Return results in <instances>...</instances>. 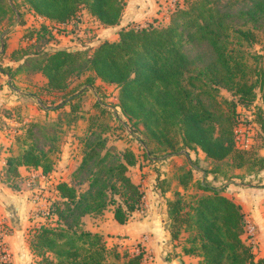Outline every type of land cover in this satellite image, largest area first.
I'll return each instance as SVG.
<instances>
[{
    "label": "trees",
    "instance_id": "obj_1",
    "mask_svg": "<svg viewBox=\"0 0 264 264\" xmlns=\"http://www.w3.org/2000/svg\"><path fill=\"white\" fill-rule=\"evenodd\" d=\"M21 1L53 27L42 23L18 56L13 54L16 60L24 59L14 71L41 72L47 79L45 91L65 95L62 103L77 98L69 87L73 75L92 73L86 78L90 88L97 79L115 86L131 134L142 135L137 139L144 158L200 150L215 163L231 161L238 168L249 159L243 156L249 150L236 145L237 108L256 106L258 92L264 91V52L251 50L264 34V0H188L170 13L166 24L122 28L116 41L104 40L93 48L35 51L31 47L40 45L42 30L45 43L54 40L52 29L76 19L83 8L103 26L118 25L126 0ZM5 12L0 2V14ZM0 71L14 77L10 67ZM221 90L232 99L219 98ZM100 103H95L97 108ZM71 107L74 111V104ZM42 131L41 125L31 122L24 135L16 136L21 147L6 158L3 169L11 187L17 186L20 166L40 168L45 175L53 172L56 138ZM38 133L50 140L47 148L39 146ZM107 143L104 133L88 131L70 182L54 186L59 199L48 208L54 224L41 225L30 241L42 264H141L143 251L110 253L101 235L82 229L85 215H101L109 206L120 224L141 209L144 193L127 174L137 163L136 154L131 149L112 151ZM260 159L264 161V156ZM211 171L215 174L217 169ZM178 180L187 189L191 171L182 172ZM199 188L205 194L188 203L178 191L167 202L172 238L182 230L189 232L184 251L198 254L199 264H264L263 258L255 260L251 245L242 238L247 218L241 206L207 184L199 183Z\"/></svg>",
    "mask_w": 264,
    "mask_h": 264
},
{
    "label": "crops",
    "instance_id": "obj_2",
    "mask_svg": "<svg viewBox=\"0 0 264 264\" xmlns=\"http://www.w3.org/2000/svg\"><path fill=\"white\" fill-rule=\"evenodd\" d=\"M170 13V6H168L166 0H126L121 20H119L120 23L107 27L101 25L87 9L83 8L76 19L53 28L54 40L47 41L45 48L43 46L41 49L49 50L50 47H54V49L95 47L101 41H89L84 47L82 44H79L77 38L83 36V31H80L77 35L73 34L74 36H63L57 33V28L64 25L76 29L87 27L86 22H81L86 17H90L94 22L95 30H93L92 35L101 31L102 34L106 35L104 40L116 41L120 29L134 26L144 27L149 23L166 24L169 20ZM36 17L39 18L41 23L48 25L49 28L53 27L50 21L39 16ZM20 25H25V23ZM20 31L17 27H13L4 36L5 50H3V54H0V57L7 58L5 66H9L14 70L23 64L24 59L16 60L13 56L20 48L26 46L28 43L26 42V44L21 45L20 39L23 34ZM66 38H74L75 42H70L69 46L67 45L65 47L66 42L62 39ZM55 39L62 40V43L57 44V40ZM15 72L14 77L19 78V85L23 86V88L11 85L14 77L11 79L8 74L5 77L9 78L10 82L8 85L10 87L5 84V81H3V85L0 87V228H6L8 230V234L4 237V243L9 253H12L11 264H35L33 263L35 257L38 264H42L41 257L36 256L30 248V241L41 225H51H46L44 222H41L34 226L35 222L31 219L33 218V212L39 210L42 211V214H47L51 201L59 199L56 188L54 187L58 182L54 181L56 172L53 170V172L42 177L43 174L40 168L20 166L18 168L19 178L16 180L17 186L11 187L9 182H6L4 179L3 169L6 158L10 155V150L18 134L15 126L21 125L20 121H15L12 118L8 110L16 106L24 110V104L30 102L33 97L37 98V102L41 104L40 94L46 92L44 86L47 79L41 72H29L25 68ZM38 78L39 80L37 81ZM101 83L104 84L103 82ZM34 84L39 86L37 90L38 95L32 94L28 97L24 90L29 88L31 91V86ZM33 89L36 91L37 87L34 86ZM90 89L96 91L95 84L94 88L92 87ZM28 105L30 106V103ZM30 110H33L32 106H30ZM26 122L34 121L26 118L23 123L25 124ZM3 123H6V126L1 125ZM73 147V145H66L62 149L61 159L58 161V164L64 170H66V167L70 163L68 158ZM125 147L129 148L128 145ZM120 150L123 151L124 149L121 147ZM131 150L136 154L138 160L135 165L128 168L127 174L133 183L140 186V189L144 193L141 209L132 212L128 221L120 224L114 218V207L109 206L101 215H85L82 218V229L92 234L101 235L108 250H116L120 254L127 252L130 255L143 251L141 264H199L201 257L198 254H187L184 251V248L189 246L186 239L189 236V232L182 230L177 238H172L169 231L167 202L173 199V195L177 191L183 195L184 193H188L189 188L196 181L193 173L197 171L204 174L207 168H203L200 162L197 163L196 158L192 157L193 154L190 150H183L171 156H158L157 158L152 157L149 159L144 158V156L140 157V159L134 147H131ZM197 152V157L200 160L207 159L200 150H197ZM80 158H82V155ZM80 158L75 163L76 166L71 173L79 165ZM208 160L211 161L210 159ZM185 170L191 171L192 173V181L187 189H184L178 180L179 175ZM175 175L176 181L173 183L171 178H174ZM33 177H37L38 182L34 181L32 179ZM65 180L70 182L71 177ZM45 181L48 182L46 183V189H50L51 195H53L50 198H47V195H45V193L47 194L46 190L42 195L41 193L43 191L37 187V184L40 183V187L43 188ZM207 185L213 187V184ZM232 191V189L227 190V192ZM45 196L47 199H43ZM234 201L237 203L236 200ZM257 204H259L257 210L249 215V217L246 216V218L258 226V238H260L261 228L264 229V196L261 201L257 200ZM51 218L54 220L53 217ZM31 233L32 237L30 236Z\"/></svg>",
    "mask_w": 264,
    "mask_h": 264
},
{
    "label": "rangeland",
    "instance_id": "obj_3",
    "mask_svg": "<svg viewBox=\"0 0 264 264\" xmlns=\"http://www.w3.org/2000/svg\"><path fill=\"white\" fill-rule=\"evenodd\" d=\"M0 2L4 4L6 10L5 14H0V35L12 26L17 27L19 31L21 30V34H23L20 39L21 45L26 44V42H28V38H31V35L35 36L38 32L37 29L42 24L41 21L28 9L25 4H23L21 0H0ZM21 22L25 23V25H20ZM81 22H86L87 27H81L82 29L77 28V31L76 28L64 25L57 28V33L63 36H69L73 34L77 35L80 31H83V36L77 38L79 44H82L83 47L86 46V43L89 41L97 42L98 40L102 41L106 38V35L102 34L101 31L92 35L93 30H95V25L90 17L84 18ZM41 32L43 34H41L40 45H32V51L39 50L43 46L45 48L44 38L46 31L42 30ZM99 34L101 35L96 37ZM24 35L26 37H24ZM55 40H57V44L62 43V40H64V42H66L64 45L65 47L67 45L69 46L70 42H75L74 38ZM4 41L5 39L3 38V42ZM51 49H54V47H50L49 50ZM251 50L254 53L264 52V34H259V40L252 45ZM3 53L4 52L0 54ZM6 59L7 58L0 57V66L7 69L9 66H5ZM12 70L15 75L16 72L14 69ZM91 75L92 73L86 72L78 77H75V75L71 76L69 86L70 91L71 93L76 92V94H78H75L77 98L75 97L76 99H74L71 103H68V101L66 103H62L65 95H54L45 92L40 94L41 104L37 102V98L33 97L30 102L24 104V110L17 106L8 110L15 121L21 122V125L15 126L18 133L17 135H24L27 128L31 127V122H26L25 124L23 123L24 119L27 118L28 120L41 125L43 129L42 132H46V134L56 138L54 140V144L57 149L51 155V158L54 160V171L56 172L54 181H64L65 179L68 180L71 177L70 173L76 166L75 163L79 161V158L82 155V139L90 130L100 132L102 134L104 133L108 141L107 148L112 151L119 152L121 151V147L124 150L134 147L139 158L144 156V148L137 139L142 135L140 132L131 134V123L121 113L118 107L116 87L113 85L102 84L99 80H96V91H94L90 89V85L86 83V78ZM5 76L6 74L4 72H0V87L3 85V81H5L6 85L10 82L9 78H6ZM38 80L39 78L37 81ZM19 84V78L14 77L11 81V85L23 88V86H20ZM8 86L10 87V85ZM34 86L37 87L36 91L33 89ZM38 87L39 86L34 84L31 86V91L29 88H26L24 92L28 97L32 94L38 95ZM221 97L229 100L232 99L231 94L225 90H221L219 98ZM98 101L101 102L100 108H97L95 104ZM29 103L30 106L33 107V110H30V106L28 105ZM72 104L75 106L74 111L71 110ZM255 104L256 106H252L248 110H245L240 106L237 108L240 120L236 127L237 143L241 144L240 141L243 135L248 136L249 140V152L244 153L243 155L249 159H247L246 163L241 168L235 167L232 163H230L231 161L222 163H215L213 161H209L208 159H204L202 161L197 157V151L193 152L190 150L193 154L192 157L196 158L197 163L200 162L202 167L207 168V171L210 173L203 174L197 171L193 173L196 181L189 188V192L184 193L186 203H188L195 196L205 194V192L199 188V183L204 182V184H213V187L220 191L223 195L236 200L237 204L241 206V211L244 212L245 216L249 217V215L257 210V207H259L257 200L261 201L264 196V161L260 159L264 156V125H262L264 120V91L258 92ZM57 106L61 107L55 109ZM1 125L6 126V123ZM38 136H41V134L38 133ZM49 143L50 140H46L43 135L38 141L39 146L45 148H47ZM66 145H73L74 147L68 158L70 163L68 164V167H66V170H64L62 169L63 167L58 164V161L61 159L62 149L65 148ZM126 145H128L129 148H126ZM20 147L21 145L15 141L12 149L10 150V155L17 154ZM208 168L211 169L208 170ZM214 168L217 169L215 174L211 171ZM32 179L38 182L37 177H33ZM171 180H173L174 183L176 181V175L174 178L172 177ZM46 183L48 182L45 181V186H43V188L40 187V183L37 184V187L43 191V193H41L42 195L46 190L47 194L45 193V195H47V198H50L53 195H51L50 189H46ZM229 189H232L233 191L227 192ZM47 198L46 196L43 197V199ZM174 198L175 195H173V199ZM31 220L35 222L34 226L41 222H44L46 225H52L54 223V220L51 217L47 214H42V211L40 210L33 212V218ZM260 235L261 240L259 238L260 242L256 256L264 259L263 228H261ZM30 236L32 237V233ZM31 237H29V239H31ZM7 252L10 256L8 264H11L12 253H9L8 250ZM108 252H110V250ZM33 263L38 264L36 257L34 258ZM118 264H121V262L118 261Z\"/></svg>",
    "mask_w": 264,
    "mask_h": 264
},
{
    "label": "built area",
    "instance_id": "obj_4",
    "mask_svg": "<svg viewBox=\"0 0 264 264\" xmlns=\"http://www.w3.org/2000/svg\"><path fill=\"white\" fill-rule=\"evenodd\" d=\"M187 1L188 0H166L168 6H170L171 12L178 7L184 6ZM236 133H237V131H235V135H236ZM240 143L241 144L237 143V138H236V145L238 148L246 149V150L249 149L248 148L249 147L248 136L243 135ZM44 176H45V174L42 175V177H44ZM47 214H48V212H47ZM7 234H8V231L6 228H0V245H1V251L3 252L2 256L0 257V260L5 262L6 264H8L10 261L9 260L10 256L7 252L6 245L4 243V237ZM258 237H259L258 226L254 222H252L251 220L246 219V225H245L244 234H243L242 238L247 244L251 245L252 253L254 255L255 260L261 259V258H258L256 256V253L258 251L259 242H260Z\"/></svg>",
    "mask_w": 264,
    "mask_h": 264
},
{
    "label": "water",
    "instance_id": "obj_5",
    "mask_svg": "<svg viewBox=\"0 0 264 264\" xmlns=\"http://www.w3.org/2000/svg\"><path fill=\"white\" fill-rule=\"evenodd\" d=\"M13 27H14V26H12L11 28L7 29L6 31H4V32L0 35V40H1L0 53L4 52L3 50H5V44H4V42H3V38H4V36H5L7 33H9V32L12 30Z\"/></svg>",
    "mask_w": 264,
    "mask_h": 264
}]
</instances>
